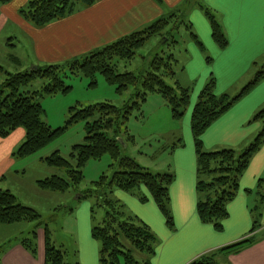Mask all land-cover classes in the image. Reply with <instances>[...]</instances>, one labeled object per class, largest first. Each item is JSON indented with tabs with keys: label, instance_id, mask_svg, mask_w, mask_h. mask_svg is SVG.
Masks as SVG:
<instances>
[{
	"label": "trees",
	"instance_id": "trees-1",
	"mask_svg": "<svg viewBox=\"0 0 264 264\" xmlns=\"http://www.w3.org/2000/svg\"><path fill=\"white\" fill-rule=\"evenodd\" d=\"M10 1L12 0H0V7ZM99 1L101 0H29L26 7L21 8L20 15L40 28L73 14L81 7L93 6ZM201 7L206 9L214 40L222 48L227 47L228 38L216 14L208 7L202 5ZM173 17L177 15L162 17L144 29L124 35L102 48L91 51L82 59L68 60L62 64H47L18 73L7 72L0 66V74L5 72L7 75L0 87V137L9 136L18 127L26 130V138L14 151V157L23 158L37 154L52 143L68 125L86 121L85 141L75 145L71 154L76 161L75 165L72 160L64 158L58 150L43 158L46 165L64 169L66 176L53 174L39 179L37 186L41 190L66 191L84 180L83 168L89 160L100 159L105 154H109L113 159V173L102 175L95 182L93 189L81 195L84 198H97V204L91 207L94 219L96 207H104L106 210L102 222L94 224L92 228L93 237L101 243L100 264H121L122 261L125 264H151V259L156 253L157 238L151 227L142 223L136 216L127 215L124 205L119 200L109 197L115 188L133 192L144 186L166 216L170 226L174 224L169 204L170 186L174 176L170 173H153L139 164L135 158L125 155L121 143L134 140V136L123 126L135 110L140 111L151 93H160L170 106L172 117L176 120L182 119L190 105L191 91L178 82H175V86L167 83L166 79L176 76L177 60L175 54L171 52L164 51L163 54L154 56L148 70L140 75L131 71L120 72L117 63H114L116 58L126 62L132 61L137 50L151 38L164 36V31L171 24ZM188 29L191 37L203 47L191 26H188ZM169 43L175 45L178 41L169 39ZM97 73H101L109 83L115 84L116 91L120 94L133 87L132 98L122 107L110 101L72 107L70 119L62 128L53 129L43 121L44 108L39 101L43 95L69 91L71 86L64 80L69 74L89 77L93 85L96 83ZM38 77L46 79L42 90L24 89ZM263 79L264 64L240 93L230 96L227 93L216 94V79L210 77L192 111L191 128L197 155V210L203 222L212 223L219 230L223 228L222 220L228 216V203L234 199L240 188L241 176L254 154L264 144V126L240 153L233 148L206 150L202 135L214 121ZM254 119L264 123V109L259 110ZM203 173L211 176V179H201L200 174ZM258 189L262 202L263 180H260ZM140 199L146 201L147 197L142 196ZM41 218L36 209L22 204L13 192L0 189V224L37 221L39 229L43 223ZM256 231L254 225L250 234L241 241L214 252L204 253L188 264H220L216 261V253L239 252L243 247L256 241ZM32 233V237H23L20 243L35 255L38 252L36 244L38 233L36 230ZM43 233L45 264H80L79 261L66 260L68 252L54 245L48 225H45ZM5 249L6 245L0 246V253ZM135 252L145 254L147 259L140 262Z\"/></svg>",
	"mask_w": 264,
	"mask_h": 264
},
{
	"label": "crops",
	"instance_id": "crops-1",
	"mask_svg": "<svg viewBox=\"0 0 264 264\" xmlns=\"http://www.w3.org/2000/svg\"><path fill=\"white\" fill-rule=\"evenodd\" d=\"M27 1L12 0L0 7V53L4 48V33L7 32L5 36L8 39H13L20 29L30 38L27 53L6 52L5 58L15 63V71L7 70L1 63L0 66L10 73L34 70L35 66L58 64L74 55L102 48L147 26L163 12L156 0H101L93 6L81 7L65 18L38 28L20 15V10ZM164 1L170 3L172 0ZM204 4L216 14L228 38V45L222 48L214 40L210 21L200 9L193 12L195 31L214 56L215 65L212 70L216 78L215 92H226L231 84L223 82H250L264 64V0H204ZM11 46L14 48L11 50L17 48L15 44ZM196 102V97L190 100V108L182 119L177 120L182 121L179 125L184 132L183 136L187 134V141L185 143L182 138L183 145L175 149V177L170 186L176 229H170L165 224L163 213L161 214L162 211L147 188H141L142 194L147 197L145 202L139 196L124 190H119L115 195L125 207L129 204L134 212L140 214L133 216H142L150 227L153 223L144 210L158 222L162 239L156 246L151 264H188L204 252L217 251L241 241L253 228L252 206H264V199L262 202L261 197L258 199L259 182L264 179L263 144L240 178V188L227 206L228 216L224 219L223 228L219 230L214 224L201 220L197 210V155L191 128L192 111ZM261 109H264V79L206 129L202 135L204 148L242 150L247 147L264 126L261 120L254 119ZM25 138L26 130L23 127H18L5 138L0 137V189L10 190L22 204L35 209L34 205L26 201L24 190L34 189L36 192L37 181L43 177H34L28 183L25 178L29 172V164L36 160L44 164L43 158L53 150L45 148L48 150L38 158L36 154L29 156L30 158L14 157V151ZM90 207H84L86 216ZM21 225L22 222L0 224V246L6 245L5 251L0 253V264H45L44 241L37 254L30 253L20 243L23 237L18 234L24 230ZM255 237L257 238L253 244L243 247L239 252L222 255L221 264H264V232ZM75 242L81 247L77 257L80 264H100V247L89 231ZM87 245L92 248L88 252V261L85 257Z\"/></svg>",
	"mask_w": 264,
	"mask_h": 264
},
{
	"label": "rangeland",
	"instance_id": "rangeland-1",
	"mask_svg": "<svg viewBox=\"0 0 264 264\" xmlns=\"http://www.w3.org/2000/svg\"><path fill=\"white\" fill-rule=\"evenodd\" d=\"M156 1L162 6V15L145 27H148L162 17H169L173 14L177 15V17H173L171 24L164 31V36L151 38L143 47L137 50L136 57L132 61L126 62L116 58L114 63H117L120 72L131 71L140 75L148 70L150 61L154 56L157 54H163L164 51L167 53L171 52L175 54L177 60L175 65L176 76L174 78L166 79L167 83L171 86H175V82H178L182 86L188 87L191 91V100H194L195 97L198 99L200 92L210 80V77H214L212 69L215 65L214 56L208 45L202 43L203 47H201L197 44L191 37L190 30L188 29V26H191L196 33V24L193 22V12L197 9H200L204 15H206L207 20H209L206 14V9L201 7V5L206 7L204 0H180L179 2L172 0L170 3L164 0ZM27 3L23 8L26 7ZM145 27L141 29H144ZM17 31L18 34L16 38L13 39H8V36H5L7 32L4 33L2 39V46L4 48H2L0 53V63L4 65L7 70L12 72L15 71V63L5 58L7 56L6 52L16 51L25 54L28 51L27 44L30 42V38H28L22 30L18 29ZM169 39L170 41L175 39L178 43L175 45L171 43L168 44ZM7 42L9 45H7ZM12 44L16 45L17 48L15 50H11L14 49L11 46ZM91 51L94 50H90L80 55H74L69 61L82 59ZM62 63H66V61L58 62V64ZM67 73H69V71H67ZM6 76L5 73L0 74V87L4 83ZM64 80L67 85L71 86L69 91L58 92L54 95L45 94L39 99L44 108V113L42 115L43 121L53 129L62 128L67 125L72 114V107L88 106L103 101H110L111 103L122 107L134 94L133 87H130L122 94L118 93L116 91V85L109 83L101 73L96 74V83L93 85L91 83L92 80L89 77L82 75L74 76L69 74ZM45 83L46 79L38 77L29 84V87H24V89L39 91L42 90ZM227 83L231 84L227 89L228 91L221 93L216 91L217 93H215L218 95L227 93L230 96H235L249 83V80L223 82V84ZM188 108H190V105ZM181 122L172 117L170 106L160 93H151L143 103L140 111L135 110L129 120L124 123L123 127H126L129 134L134 136V140H128L125 144L121 143L124 154L135 158L139 164L153 173H170L175 177V149L183 145L184 142L182 138H184L185 143L187 141V134H185V137L183 136L184 132L179 125ZM86 135V121H79L68 125L67 128L46 148H51V150H53L52 152L58 150L64 158L72 160L75 165L76 161L71 156L73 147L77 144L83 143ZM180 140H182V142H180ZM48 149H43L37 153L36 158ZM236 150L239 153L241 152V150ZM113 163L114 161L109 154L103 155L100 159L89 160L83 168L84 180L79 185H72L68 190L63 192L44 191L41 190L37 184L36 192L34 189H25L24 193L28 196H25L26 201L36 207L35 209L42 216L41 220L43 223L42 227L38 229L37 221H23L21 227H23L24 230L18 235L20 237L30 238L33 234L32 231L36 230L38 233L36 244L38 249H40L44 241L43 229L45 225H48L54 245L68 252L66 260L69 262L77 261L81 247L75 242V240L78 237H84L86 231H89L91 235L94 224L101 223L106 215L104 207H96L95 219L92 217L90 209H87L86 216L84 207L88 205L91 207L96 205L97 198H84L81 197V195L89 189H93L95 182L102 175H111L114 171L112 168ZM28 171L29 172L25 178L28 183L31 182L34 177L44 178L46 175L48 177L53 174L66 176L64 169L50 167L38 160L29 164ZM200 177L203 180L211 179V176L205 173L200 174ZM141 188L145 187L142 186ZM141 188H137L130 193L141 198L144 196ZM119 190L120 189L115 188L113 192L109 194V197L118 200L115 195ZM260 197L261 196L258 193L259 200ZM171 200L172 198L169 203L170 209L172 204ZM68 208H72V210ZM124 208L127 215H140L137 212H134L129 204L126 207L124 205ZM130 210L133 211L134 214H132ZM144 211L153 223L151 229L157 238V246L162 239L160 226L156 219L149 214L147 210ZM251 211L253 217L252 227L255 225V228H257L256 235L260 236L262 231L264 232V206L261 205L257 208V206L254 205L252 206ZM140 213L142 214V211ZM162 213L163 212H161V214ZM171 214L174 222L173 226H170L164 214H162V217L168 228L176 229V221L172 209ZM141 217L142 216H139L140 221L145 223V220ZM223 222L224 219L222 220V224ZM94 240L98 243L99 247H101V243L95 238ZM86 250L85 257L86 261H88V252L92 251V248L87 245ZM216 254V259L221 264L223 258L222 255L226 253L220 252ZM144 255L145 254L142 255V253L135 252V256L140 262L147 259V256L145 255V257ZM218 255L221 256L217 257ZM121 264H125L124 261H122Z\"/></svg>",
	"mask_w": 264,
	"mask_h": 264
},
{
	"label": "water",
	"instance_id": "water-1",
	"mask_svg": "<svg viewBox=\"0 0 264 264\" xmlns=\"http://www.w3.org/2000/svg\"><path fill=\"white\" fill-rule=\"evenodd\" d=\"M36 67V66H35ZM37 68V67H36ZM36 68H34V69H36ZM121 141H122V139H121ZM123 142V141H122Z\"/></svg>",
	"mask_w": 264,
	"mask_h": 264
}]
</instances>
